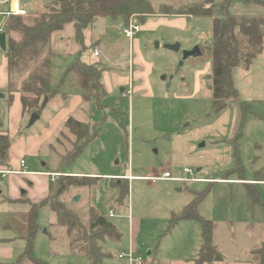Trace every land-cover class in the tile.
Here are the masks:
<instances>
[{"label":"rangeland","instance_id":"1","mask_svg":"<svg viewBox=\"0 0 264 264\" xmlns=\"http://www.w3.org/2000/svg\"><path fill=\"white\" fill-rule=\"evenodd\" d=\"M149 1L158 9L161 5L180 8L205 0ZM50 2L51 0H35L24 3L22 0L20 5L31 10L35 4L44 6ZM231 10L235 14L260 12L258 6L236 2L233 3ZM214 12L218 14L219 9L216 7ZM2 21L0 17V25ZM133 22L135 19L124 25L121 20L100 18L87 31H83V45L77 42L76 32L72 26L54 35L53 48L56 54L51 57L52 88L58 86L64 71L76 59L80 58L82 61L91 59L93 52L98 50L101 53L97 58L98 62L104 67L102 80L107 97L103 101L102 108L92 101L83 104L82 109L72 113L71 117L78 120L81 118L89 125L91 138L94 136L92 125L98 133V137L84 148L83 153L74 163L65 167L66 161L63 162V159L69 154L72 155L84 140L73 136L63 126L58 129L54 137L41 146L39 152H36L35 159L23 158L28 163V171L45 170L42 167L43 163L48 165L46 170H64L72 176L91 177L96 174L110 179L107 176L113 174L124 176L131 171V174L140 178L130 181L129 202L123 205L126 211L132 202L134 216L151 217L168 211L180 214L196 196L200 195L202 198L197 210L201 217L215 224L214 245L219 253L229 261L236 257L246 263L255 260L256 257L252 258L250 255L259 248L257 239L264 234V206L253 203L250 189L244 182L235 181L245 178L250 180L254 171L264 166V145L263 148H259L254 144L255 136L250 127L252 122L247 120L245 127H242L244 137L238 143V155L243 169L241 171L235 160L234 145L226 142V135H223L229 127L224 125V121L218 122L220 116L213 112L210 90L212 60L209 55V48L213 43L212 19L177 16L148 18L144 22H139L142 27L140 33L129 40L124 36L123 29ZM134 39H137L138 43L134 44ZM169 45H179L180 50L170 51L167 49ZM195 48L200 49L201 55L188 58L181 66L183 53ZM137 58L144 64H152L154 71L152 76L147 78L149 89L131 92L132 81L137 87L144 83L143 78L131 79L129 85L127 84L129 89L121 86L120 82L121 79H128L130 73L133 75L143 68V64L138 65L135 61ZM7 59V52L0 47V126L2 125L3 128L8 126L11 99H14L12 101L14 103L21 95L17 91L20 86L17 81L23 82L26 78V76L21 78L17 76L14 82L10 83L5 67ZM131 60L135 61L132 68H130ZM130 69L133 72H130ZM163 77H166L165 81L162 80ZM68 84L61 90L66 95L73 92ZM121 89H127L131 93L127 91L121 93ZM65 101L62 95H57L50 102L48 101L40 120L29 129L27 126L33 113H23V121L20 123L23 137L28 138L31 135L40 137L42 126L48 121L50 113L52 114L56 106L62 105ZM69 103L70 100L67 104ZM15 106L16 104L13 105ZM253 119L264 126V122ZM26 143L28 144V140ZM201 145L205 146L201 148ZM186 166L194 169L199 182L187 186L178 181L185 178L183 168ZM167 171L174 179L154 181L149 179V177H160ZM5 178L0 180V186ZM113 181L112 187H116L117 180ZM252 188L264 200V184ZM106 189L108 191L111 189L110 181ZM89 191L90 187L72 189L60 198L61 202L81 214V221L85 226L89 222L88 210L91 207L88 202ZM103 204L100 205L103 208L98 210L101 215L113 208L117 216L119 212L110 201L108 204ZM25 207L18 208L17 212L12 211L14 214L12 217L11 215L0 217V221L9 222L22 233L31 211L29 204ZM114 217L115 214L109 218L113 224L117 221ZM149 217L145 221L147 230L152 225L155 226ZM38 225L42 229L39 230L34 242V255L37 259L44 260L48 264L80 262L88 264L86 258L70 254L71 248L67 242L66 230L58 226L56 215L47 207L40 210ZM251 246L256 248L250 250L251 253L246 259L243 256L244 247ZM117 247L119 253L121 244L118 243ZM65 252L67 253L64 254ZM247 253L249 252H246V255Z\"/></svg>","mask_w":264,"mask_h":264},{"label":"trees","instance_id":"2","mask_svg":"<svg viewBox=\"0 0 264 264\" xmlns=\"http://www.w3.org/2000/svg\"><path fill=\"white\" fill-rule=\"evenodd\" d=\"M234 2L258 6L260 12L235 14L231 10ZM216 7L220 14H215ZM157 16L212 19L213 43L209 48L212 60L210 90L213 112L217 116L220 115L239 97L233 81L234 70L249 69L253 61L264 51V0H223L222 2L205 0L180 8L161 5L158 9L149 0H51L45 7L31 9L23 16H1L3 21L0 31L8 36L6 52L9 82H14L17 76L19 78L26 76L23 82L17 81L20 84L17 91L21 94L23 113L41 115L48 105H43V101L48 99L50 102L57 95H62L66 100L62 104L63 107L67 105L72 94L80 96L83 104L96 102L99 108L103 107V101L107 97L102 80L103 64L100 62L88 64L80 58L66 68L58 86L52 88L51 57L56 54L53 48L54 35L72 26L76 32L77 42L83 45V31L92 27L100 18L121 20L124 25H128L131 19L144 22L148 18ZM67 83L73 90L69 95L61 92ZM64 127L73 136L84 140L72 155L69 154L63 159V162L66 161L65 166H69L81 156L94 136L90 137L91 130L88 124L72 117L65 122ZM9 148L10 139L0 137V161L7 160ZM238 163L243 171L241 163L239 161ZM255 178V181H264L260 173L256 174ZM97 180V178L63 174L56 179L57 186L53 196L35 205L26 201L31 206V211L26 222L25 256L36 264H45L34 258V242L40 230L39 212L45 207L56 215L58 226L66 230L71 254L86 258L88 264H103L105 258L112 256V252L104 251L103 244L105 245L107 241L115 244L121 242L122 234L114 224L90 207L89 222L85 226L82 224L81 214L60 201L61 196L70 190L91 187ZM116 184L115 188L119 190L116 201L123 204L129 200L130 185L127 181ZM247 186L253 203L264 206V200L256 194L253 186ZM201 198L200 195L196 196L182 213L174 216V221H195L200 224L203 244L195 259L196 262L202 264L223 261L224 256L214 245L215 224L198 213L197 207ZM252 257H256V264H264V240L259 248L252 252Z\"/></svg>","mask_w":264,"mask_h":264},{"label":"crops","instance_id":"3","mask_svg":"<svg viewBox=\"0 0 264 264\" xmlns=\"http://www.w3.org/2000/svg\"><path fill=\"white\" fill-rule=\"evenodd\" d=\"M32 1L35 0H31L30 2ZM45 6L46 5L38 6L35 4L33 9H40ZM20 7L26 12L29 10L27 7H22V5H20ZM9 8L10 4L8 0H0V14L7 12ZM135 43H138L137 39H134V44ZM99 57H95L93 52L92 58L88 60L86 59L83 62L93 64L98 62L97 58ZM131 61L132 63H130V68L134 66L135 61L138 65L141 63L144 66L141 70H137L135 74L131 75L130 73V77L128 79H121V86H125L129 89L128 85L130 80H133L136 77V79L143 78L144 83L135 87L132 81V87H130L131 92L149 89V82L147 78L148 76L151 77L152 71H154L152 69V64H144L138 58L135 59V61ZM7 64L8 59L5 62V67H7ZM130 72H133V70L130 69ZM233 81L239 94L238 100L234 101L229 108L219 115L220 117L218 118V122L224 121V125L229 127L227 128V131L223 132V135H226V142L233 143L235 160L239 165L238 161L240 162L241 160L238 155V143L240 142V139L244 137L242 127H245L247 120L252 122L250 127H252L251 129L253 130V135L255 136L253 139V141H255L254 144L259 148H263L264 145V139H261V137H264V126L253 121V118H255L260 122H264V51L256 60L253 61L249 69L237 68L234 70ZM127 89H123V92L121 93H124L125 91L129 93L130 91ZM13 100L14 99H11L10 101L12 105L10 106L8 114V126L7 128H3L2 125L0 126V137H8L10 139L8 157L6 161H0V171H11L10 174L0 176V180L6 177L4 183L0 186V205H3V207L0 208V217H7L9 215L12 217L14 215L12 214V211H18L20 208H26L25 206L28 204L24 203L25 201L35 205L41 203L50 196H53L57 186V177H54L53 175H71L64 170H46L48 165L44 163L42 167L45 168V170L31 169V171H28L27 168V173L25 174H18L16 172H19L22 169L21 161L23 158L26 157L31 159V157H33V159H35L37 154L36 152H39L41 146L50 138L54 137L58 129H61L65 122L71 118V115H73L72 113L76 110L82 109L83 105L82 98L78 95L72 94L69 99L70 103L67 104L68 106L66 105L63 107L59 104L56 106L57 108L54 112L52 114L50 113L48 121L42 126V135L40 137L31 135L28 136V138H25L23 137L22 127L20 126V123L23 121V105L21 95L18 96V99L14 101V103L12 102ZM14 104H16L15 107H13ZM95 104L97 105L96 102ZM40 117H42V114ZM76 120L84 123L81 118L80 120H78V118ZM92 130L94 133L93 140H95L98 137V133L97 129H95V127L93 128V125ZM228 133H230L229 136ZM26 140H28V144L26 143ZM27 164L28 163L26 162V167L28 166ZM258 173L264 176V166L259 170H255L253 177L250 180L245 178L243 180H236L235 182H244L245 185H251L253 187L264 184V181H255L256 174ZM73 176L84 177L78 175ZM107 177L110 179L96 174L91 176V178H97L98 180L95 182L96 184L90 187V191L88 192L89 205L97 211L103 208V206H100L101 204H108L110 201V204H113V207L119 212H117L118 214L116 216V211L113 208H110L108 212H105L106 214L102 215L109 219L111 218L110 212L113 211L115 214L114 218L117 220L114 226L122 234L119 253L117 247L118 244H114L112 242L105 243L104 249L106 248V252H112V256L105 258L103 264H133L128 259V255L132 252L135 256L143 258L145 264H199L195 259L201 249L203 241L201 236V226L198 222L174 221V216L179 214L171 211H168L167 213H157L155 216L151 217L146 215L134 216L132 213V202L126 211L125 205H123L124 203H117L116 200L118 198L119 191L114 186V188L112 187V183L114 182L113 180H117L115 181L116 183L127 181L130 185V181H134L140 177H135L131 174V171L124 174V176L113 174ZM151 178L152 177H149L150 180H152ZM108 180L110 181L111 187L109 191L106 189L109 182ZM127 201L129 202V200ZM147 217L155 223V226L151 224L152 226L149 230L145 229V221ZM41 229L42 227L40 226V230ZM26 232V224L21 233L9 222L5 220L0 221V264H36L28 256L24 255L27 245L25 240ZM263 237L264 234L258 237L257 241L259 242V245L263 242ZM115 245L117 248H114ZM254 247L256 248V246H251L249 248L244 247L245 252L243 256L246 259L251 253L250 250ZM246 252H249L247 253L248 255H246ZM66 253L67 252L64 254ZM121 254H124L125 256L120 258ZM250 256L252 257V254ZM34 258L48 264L44 260L37 259L35 255ZM78 264L84 263L80 262ZM202 264H256V262L254 259L248 261L247 263L241 262L239 257L229 261L224 257L223 261L214 263L205 262Z\"/></svg>","mask_w":264,"mask_h":264},{"label":"built area","instance_id":"4","mask_svg":"<svg viewBox=\"0 0 264 264\" xmlns=\"http://www.w3.org/2000/svg\"><path fill=\"white\" fill-rule=\"evenodd\" d=\"M21 1L22 0H8V2L10 4L9 10L7 12L1 13L0 15L1 16H23V15H26V11L22 10L20 7ZM141 29H142V27H141L140 23L135 21V22L131 23L128 27H125L123 29V34L127 39L132 40L138 33H140ZM94 56L95 57L100 56V53L98 50L94 51ZM129 93H131V92H129ZM21 167H22V170H20L19 172H16V173H18V174L27 173L26 172L27 167H26V161L25 160L21 161ZM9 172H10L9 170L0 171V176H4L5 174H9ZM183 174L185 175L186 179L185 178L184 179L183 178L178 179L179 182H183L187 186L190 185L191 183L199 182V179L196 178V173H195L193 168L187 167V166L184 167L183 168ZM53 176L58 177L60 175L58 174V175H53ZM151 179L154 181V180H172L174 178L170 172H165V173H163L162 176L152 177ZM113 214H114V212L111 211L110 217ZM124 256H125L124 254H121L120 258H122ZM128 259L133 264H145L143 258L135 256V254L133 252L128 255Z\"/></svg>","mask_w":264,"mask_h":264},{"label":"water","instance_id":"5","mask_svg":"<svg viewBox=\"0 0 264 264\" xmlns=\"http://www.w3.org/2000/svg\"><path fill=\"white\" fill-rule=\"evenodd\" d=\"M24 3H28L30 2L31 0H23ZM0 47L1 49L6 52L7 51V38H6V34L5 33H0ZM167 49L170 50V51H173V52H178L180 50V46L179 45H169L167 46ZM201 55V51L199 48H195L191 51H186L183 53V59L180 63V65L182 66L184 64V62L190 58V57H196V56H200ZM172 79V78H171ZM163 81L166 80V77H163L162 78ZM121 92H123V89H121ZM48 103V99H45L43 105H46ZM40 120V114L38 113H33L31 118H30V121H29V124L27 126V128H31L35 125V123L37 121ZM205 145H201L200 147H204ZM76 200H78V198H76ZM46 232V231H45Z\"/></svg>","mask_w":264,"mask_h":264}]
</instances>
